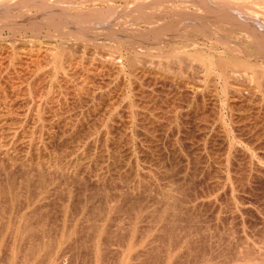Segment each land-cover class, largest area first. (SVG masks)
<instances>
[{
	"label": "rangeland",
	"instance_id": "obj_1",
	"mask_svg": "<svg viewBox=\"0 0 264 264\" xmlns=\"http://www.w3.org/2000/svg\"><path fill=\"white\" fill-rule=\"evenodd\" d=\"M190 1L184 5L174 1L178 14L185 7L190 10L186 16L194 15L189 17L191 20L187 17L181 22L188 19L198 26L208 22L215 24L211 26L215 27L211 37H206L201 30L189 32L185 29L187 25L183 27L184 31L175 25L168 27V34L166 27L162 32L158 31V35L157 32L155 34L148 21L170 22V16L173 17L172 9L168 7L172 3L170 0L160 2L164 6L158 10H151L150 5L145 4V11L140 12L133 13L134 7L100 12L104 15L99 16L101 21L89 16L81 19L75 15L76 11L67 6L60 5L71 16L61 12L59 5V8L54 6L58 10L52 6L55 12L51 8L46 9V0H37V5L35 0H27L38 9L29 10L27 20L24 18L19 24L17 7L13 2L0 4V194L4 195H0V208L5 210L0 209V225L10 222L15 226L24 214L33 210L37 201L33 203L32 200L41 192V183L47 191V200L42 211H35L39 214L43 212L41 215L53 229L60 227L63 221H67L65 223L69 228L72 219L73 222L80 219L84 212L88 215L78 219L79 223L75 220L74 224L79 226L82 221V226H87L89 221L92 222L91 218L96 217L94 213L101 205L104 209L110 200L112 202L108 204L113 205L111 208L120 205L117 208L120 211L115 209L116 212L112 211L109 218L106 208L110 207L103 210L106 213L101 207V213L96 214L99 217L95 220L98 224H106L109 230L119 225L124 232L129 223L126 221L134 216L130 211L133 205L140 202L139 207H143L139 209L135 206L134 210L137 208L138 214H143L146 206L157 202L165 190L176 196L178 189L183 187L186 192L199 186L206 189L215 180L219 181L216 176L221 177L219 185L222 182L216 194L223 197L227 157L233 155L236 161L245 143L250 139L258 141L264 136L261 135L264 134V93L259 87L260 82L264 83V56H258L255 46L247 44L244 38L245 32L253 31L254 27L258 32L262 29L263 33L259 34H264V2L257 1L256 13L241 15L249 25L247 30L234 28L231 33H225L220 32L223 18L240 17L238 7L235 10L220 0ZM24 3L22 1V7ZM117 4L122 7L124 3ZM98 7L103 10L102 5ZM59 11L66 16V21H63ZM239 11L244 13L241 9ZM4 14H8L9 19L3 17ZM144 15L151 16V19L147 18L140 30L129 25L137 16ZM47 18L59 24V28L55 29V25L46 21ZM101 24H104L103 27ZM220 56L247 65L235 69V78L230 79L232 92L229 89L231 93L228 91L227 96L221 91L222 66L216 63ZM210 65L214 74L208 73ZM234 90L239 98L234 96ZM248 144L245 149H252V144ZM39 178L45 182L39 181ZM10 193L11 196L20 194V199L13 206L8 201ZM102 195H108V201ZM30 196L34 197L31 199ZM66 197L72 202L67 204ZM78 201L90 205L92 212L93 206L101 204L99 208L95 207L97 210L94 209V217H91L90 209L86 213L85 207H80L83 204ZM90 202H94L93 206ZM61 205H68L63 207L65 209L70 206L69 215L66 214L68 209L65 211ZM61 209L65 212L62 213ZM78 209L83 215L78 213ZM104 214L110 221L100 216ZM73 239L63 245L62 248L66 247L65 254L56 264H116L115 246L112 245V250L111 243L104 242L99 246L100 249L105 248L104 245L110 248L100 250L101 254L92 243L86 242L90 250L84 247V243ZM71 243L82 247L77 248L78 245ZM43 262L47 264L45 260Z\"/></svg>",
	"mask_w": 264,
	"mask_h": 264
},
{
	"label": "bare ground",
	"instance_id": "obj_2",
	"mask_svg": "<svg viewBox=\"0 0 264 264\" xmlns=\"http://www.w3.org/2000/svg\"><path fill=\"white\" fill-rule=\"evenodd\" d=\"M22 1H25V3H24L25 6L23 4V7H22ZM26 1L27 0H0V4H2L3 2H7L9 4L10 3L12 4V2H13V5H15L17 7V11H16L17 17L16 18H18L17 22L19 24V21L21 23L22 19L25 20L24 18H26V20H27L26 16H28L27 15L28 13L30 14L29 10L31 11L33 9H36V10L38 9V7H35V6L32 7L31 3L33 1L32 2H26ZM36 1L37 0H35V2ZM164 1L165 0H46L45 4H47V5H45V8L46 9L51 8L50 10H53V8L56 9V7H58L57 5H59L60 8H61L60 5H62V7L67 6L68 8L70 7L72 10L76 11L77 14L79 13V15H77L74 12V14L76 16H78L82 19V18H86L87 16H89L90 18L91 17L99 18V16L102 17V15H103V14H101L102 12L105 13V12H109V11H121L123 9L129 10V9H131V7L135 8L133 10V13L145 11V7H144L145 4H149L150 8L149 7L148 8L151 10L152 9L158 10V8H160L161 6H164L163 4L162 5L160 4V2H164ZM170 1H172V3H170L168 5V7H169V9H172V14H173V17L170 16L171 17L170 22L163 24V23H158V22H152V20L148 21L150 24L151 30H153V32L155 34L157 32V35H158V33L162 32L166 28L167 29L165 32L167 33V31L170 30V29H168V27L171 26V28H173V27H175V25H177L176 28L180 29V30H182L183 27L185 25H187V28H185V29H187V31H189V32L190 31L196 32V30H198V31L201 30L204 33V35L208 38L212 36V33L214 34V32H215L214 28L215 27L213 28L211 26H213L215 24L210 25V22L207 23L205 21L207 23V25L205 24L204 26L203 25L198 26L195 22L189 21L192 19V18L191 19L189 18L192 15L189 17L186 16V15H188V12L190 13V10L188 11L185 7H183L181 12L178 14V10L175 9V7H174V1L179 2V0H170ZM220 1H222L225 5L229 4V7H231V8L232 7H234V9H235V7L239 8L237 12H239L240 17L237 16L236 18H234L236 16L234 14L235 15L234 17H226L225 16V18H223L222 27H220V28H222V30L220 29V32H225V33H231L234 28L238 29V30L239 29L245 30L246 28H248L249 25H247L245 20H243L242 14L248 15V14L256 13L257 12L256 7L259 5L257 2L259 0H220ZM260 1L264 2V0H260ZM119 2H121L122 4L124 3L123 6L121 5L122 7H120L117 4ZM41 3L43 4L42 1H41ZM52 3L53 4L55 3L56 5L55 4L53 5ZM179 3L184 5L185 3H187V4L191 3V1L190 0H187V1L183 0ZM37 4L38 3L36 2V5ZM29 5H31V7ZM99 5L103 6L104 11L101 9H100L101 11L99 9H97V7ZM52 6H53V8H52ZM54 6H56V7H54ZM91 6H92V8H90ZM6 7H8V5ZM63 9L62 10L59 9V10L61 12H63L65 10V9L64 10ZM240 9L244 13L240 14V11H239ZM56 10H58V9H56ZM235 10H237V8ZM66 11H64V13H66L65 15L68 14ZM195 11H193V13H195ZM61 12H60V14H62ZM85 12L89 13V15H82L83 13L86 14ZM69 13H72V12L70 11ZM98 13H99V15H98ZM217 13H219V12H217ZM57 14H59V13L57 12ZM191 14H192V12H191ZM226 14H228V12ZM55 15H54V17H56ZM63 15L64 14H62L61 16H63ZM196 15L197 14H195V16ZM8 16H9L8 14L3 15V17H5L6 19L8 18ZM68 16H71V15L68 14ZM248 16H250V15H248ZM64 17H66V16H63V21H66V18L64 20ZM150 17L151 16L145 17V15L141 16V17L137 16L130 24L129 23L128 24L136 26L137 28L135 27V30L136 29L138 30L141 27V25L148 20L147 18H150ZM187 17L189 18V20L187 19L188 21L187 20L185 22L183 21L184 23L181 22V20H183L184 18H187ZM219 17H221V16H217L216 18H219ZM100 18H99V20H100ZM216 18L214 17L213 19L217 20ZM69 19H70V17H69ZM71 19L74 20L73 18H71ZM221 19H222V17H221ZM221 19H220V22H221ZM3 20H4V18H3ZM47 20L50 21V22L48 21L49 23L53 24L52 26L55 25L54 26L55 29L59 28V24H57L55 21H53L49 18H47L46 21ZM55 20H57V17ZM59 20H60V18H59ZM99 20H97V21H99ZM69 21L71 22V20H69ZM75 21H77V20H75ZM179 21L181 22L180 24H178ZM203 21H204V17H203ZM79 22H81V21H79ZM79 22H77V23L79 24ZM65 23H67V22H65ZM85 23H86V21H85ZM213 23H215V22H213ZM90 24L95 25L94 22L93 23L91 22ZM201 24H203V23H201ZM47 25H48V23H47ZM102 25H104V24H101V26ZM189 25H193V26H191L189 28L188 27ZM67 26H68V24H67ZM12 27H18V26L13 25ZM87 27H89V26H87ZM18 30H19V28H18ZM216 30H218V29H216ZM261 30L262 29H260V31L258 32L257 28L254 27L253 31H248V33L245 32V35H244V38H245L247 44H249L250 46H255L256 51L258 52L257 53L258 56L260 54L261 55L263 54L262 56H264V38H263L264 34L262 35L263 31H261ZM158 31H160V32H158ZM183 31H184V29H183ZM56 32H58V31L56 30ZM71 32H74V31H71ZM97 32H99V31H97ZM104 32H106V30ZM177 32H178V30H177ZM260 32H262V33L259 34ZM84 33H85V31H84ZM84 33L82 34L83 36H84ZM140 33H143V32H140ZM173 33H175V32L173 31ZM78 35H81V34H78ZM110 35H111V33H110ZM161 35H162V33H161ZM161 35H159V36H161ZM260 35H262V38L260 37ZM104 36L105 35H103V37ZM164 36H165V34H164ZM213 36H215V35H213ZM78 37H82V36H78ZM84 37H86V36H84ZM156 38L159 39V37H156ZM138 40H140V39H138ZM216 41H220V40L217 39ZM216 63L220 64L222 66L221 91L225 96H227V94H229V92H230L229 89L231 87H233V86H231L232 83H230V79H233V77L235 78V75H233V73L235 72V69L243 68V67H246L247 65L242 64V63H238L234 59L227 60V59L223 58V56H220L218 58V60L216 61ZM130 64H131V62H130ZM132 66H133V62H132ZM208 73H211V74L215 73L214 68H211V65L208 68ZM237 78L238 77H236V79ZM238 80L239 79H237V81ZM259 87L262 89V94H263L264 93L263 92L264 91V83L260 82ZM231 92H232V90H231ZM234 92H235V90H234ZM236 95H237V93H236ZM236 95H234V96L239 98V96H238L239 94L237 96ZM228 97L230 98L229 95H228ZM240 98H241V96H240ZM261 135H264V134H261ZM263 137H261V139L258 141H257V139H256V141H252L251 139H250V142L247 141L248 143L252 144L251 145L252 149L251 148L245 149L246 148L245 145H249L248 143L247 144L245 143V145H244L245 148L242 151H240L241 153L239 155V159H237L238 161L237 160L235 161V159L233 158L234 157L233 155H232V157L231 156L227 157L226 173L224 174L225 177L223 176L226 179V184H225L226 189H225V192L223 193L224 195L222 194L223 197L220 196L219 194H216V192L218 193V191H217L218 187L222 184V182H221V184L219 185V181L221 179V177H219V176H216L217 178H220L219 181L215 180L216 182L215 181L212 182L213 185L207 187L206 189L199 186V187H196L193 191L191 190L190 192L189 191L186 192L183 189L184 188L183 187L182 189H178L179 192H178V195H176V196L175 195L173 196V194L171 195L169 192H165L166 190L165 191L163 190L164 192L162 191L163 193H162L161 197L159 196L160 199H159V197H157L159 199L158 201L156 200L157 202H152L151 204L149 203V205L146 206L145 210L144 211L142 210L143 214H141V213L138 214L139 210H137V208L141 209L143 207V206L141 208L139 207V206H141V205H139L140 202H139V204L137 203L138 205L135 203L136 204L135 206H138L135 210H134L135 206L134 205H133L134 207L132 206V208H133L132 210L138 211V212L136 213V212L130 210L131 212L134 213V216L130 215L131 219L129 218V221H126L127 223L128 222L129 223L127 226L125 224V226L127 228L124 232H121L122 229H119V227H118L119 225L117 226L118 228L115 227V228H117L116 230H115V228H111V227L109 230L108 226L106 224H102L101 222H99V224H98V221L95 220V218L97 216L99 217V215H96V214H98L99 210L102 207V205H101V207L99 208L100 204L102 203V200H100L101 203L98 202V203H100L99 206L96 205L99 208V210H97V208H95L96 206L95 207L93 206L94 202H93V204L90 202L91 206H93L92 208H94L95 211L97 210L96 213H94V209H93V212L91 211L92 209L89 208L90 205L87 206V205H85L86 203L83 204L84 202L82 203V201L81 202L78 201V202L83 204V205L80 204V207H82V208L85 207V209L87 207V210L84 209V211H86V213H88L87 211H89V209H90V211L92 212L90 214V216L93 215V213L96 216V217H94V215L91 216V217H94V219L91 218L92 222L89 221L90 223L88 222L87 226H85L84 224H83L84 226H82V223H84L82 221H80L81 224L79 226L77 223L74 224L79 219L78 218L77 220L74 219V222L72 219L71 222L73 223V225L71 223L70 224L71 226L70 227L68 226L69 228H67V226H66L67 221H63V220H62L63 222L60 225V227L58 226L59 229L54 228V229H56V230H54L53 228H50L49 227L50 224L48 225V223H47L48 221H47V219H45V216L41 215L43 212L42 213L40 212V214H39V213H36V211H35L37 209H38L37 212L40 209L42 211V207H45L44 205L46 204V203L44 204V202L47 200V198L45 196L47 191L45 192L44 185H42V183H41V182H45V181H41L42 178L41 179L39 178V181H41V182H38V183H41L40 184V191L41 192L38 195H36L35 198H33L34 196H30L31 199L33 198V200H32V201H34L33 203H35V200L37 201L36 205L34 207H32L33 210L30 208V210H32V211L29 210L30 211V212L28 211L29 213L24 214L22 219L20 221L18 220L19 221L18 224L16 225V223H15V226H12L10 224V222H7V223L0 225V264H43L44 260L47 262V264H56V261L57 260L60 261V259H61L60 257L64 256L63 253H64V250H66V247L64 246L65 248H62L63 245L67 241H69L70 239H73V238H74L73 239L74 241L79 240V242H81L80 244L84 243L85 248L89 247V246H87L88 243L89 244L92 243L91 245L93 247H97L99 249V251L100 250L103 251L104 249L107 248L104 245L105 248L100 249L99 246L102 243H104V242L105 243H111V245L109 244V246L113 247V248H111L112 250L114 249V246H115V250H113V251H114V254H115L116 260H117V261H115L116 264L117 263L118 264H264V138ZM253 139L255 140V138H253ZM248 147H250V146H248ZM213 176H215V175H213ZM210 179H211V177H210ZM211 180H213V179H211ZM222 180L224 181V179H222ZM29 182H30V180H29ZM7 185H6V187H7ZM220 187H222V186H220ZM13 188H15V187H13ZM27 189H29V188H27ZM60 189H62V188H60ZM186 190H187V188H186ZM31 192H32V190H31ZM37 192H39V189ZM28 193H29V191H28ZM68 194L71 195L70 193H68ZM74 194H75V191H74ZM102 194H104V193H102ZM149 194H150V192H149ZM19 195L15 194V195L11 196V193H10L11 197H9L7 195V198L9 197L8 201H9L11 206L16 204L17 200L20 199V198L18 199ZM69 195H66V196L69 197ZM1 196H4V195H1ZM22 196H24V195H22ZM103 196L104 195H102V197ZM27 197H26V199H27ZM68 197H66V198L68 199ZM105 197H106V195H105ZM105 197H103L104 200H105ZM30 198H28L29 201H31ZM66 198H64V199H66ZM22 199H24V198H22ZM69 199L67 200V202L65 201L67 204L69 201H71ZM106 199L107 200H105V201H108V199H109L108 195H107ZM120 199H119V201H120ZM127 199H129V198H127ZM29 201H27V202H29ZM93 201H95V200H93ZM105 201H103V204L105 203V205H106ZM117 201H118V199H117ZM138 201H139V199H138ZM48 202H49V200H48ZM52 202H54V201H52ZM108 202H107V205L110 208L107 209L106 207H108V206H104V205L103 206L106 208V210H108L107 214L109 215V218H111L110 216H112V214L110 215V213L112 211H114L115 209L119 208L120 205L119 206L114 205V207L111 208V206H113V205L108 204ZM111 202H109V203H111ZM135 202H137V201H135ZM114 203L120 204V202H118V203L114 202ZM62 204H65V203L62 202ZM18 205H19V203H18ZM130 205H132V204H130ZM65 206L66 205H64L63 207H65ZM53 207H55V206H53ZM61 207H62V205H61ZM69 207L66 209L63 208V209H65V211L68 209L66 212L67 215H69V213H68L70 211ZM77 207H79V206H77ZM3 208H0V209H3ZM105 208L103 209V207H102V211L103 210L105 211ZM63 209H61V210H63ZM79 209H78V213L81 210V209L80 210ZM65 211L63 210L62 213H64ZM118 211H120V210H118ZM44 212H46V211H44ZM115 212L116 211H114L113 213H115ZM127 212H128V210H127ZM0 213H2V212L0 211ZM10 213H11V211H10ZM82 213L83 212L81 211L80 214H82ZM99 213H101V212H99ZM104 213H106V212H104ZM80 214H79V216H80ZM83 214L88 215V214H85V212ZM63 215L65 216V214H63ZM76 215H75V217H76ZM84 215L80 216L79 220H81V218L84 217ZM13 216H12V218H13ZM100 216L105 217V214H104V216L103 215H100ZM67 217H66V219H67ZM105 218L107 220V215ZM15 219H17V218H15ZM97 219H99V218H97ZM60 220H61V218H60ZM82 220H84V219H82ZM93 220H95L97 223ZM108 220L110 221V219H108ZM68 221H69V218H68ZM86 221H88V220H86ZM111 221L113 222L114 220L111 219ZM118 221H120V220H118ZM3 222H5V221H3ZM116 223H118V222H116ZM119 223H121V222H119ZM68 224H69V222H68ZM80 226H82V227H80ZM54 227H57V225ZM111 229H112V231H111ZM113 229H114V231H113ZM86 242H88V243L86 244ZM71 244H74V243H71ZM75 245H78V244H74L73 246H75ZM79 245L77 248L82 247ZM112 245H114V246H112ZM73 246H72V248H73ZM109 246L106 250L110 249ZM72 248H70V249H72ZM97 248H95L96 249L95 251H98ZM67 249H68V247H67ZM74 249H76V247H74ZM89 249H90V247H89ZM73 250H71V251H73ZM78 250L79 249H77V251ZM101 251H100V253H101ZM94 257H95V255H94ZM99 257H100V255H99ZM85 260H87V259H85ZM114 260H115V257H114Z\"/></svg>",
	"mask_w": 264,
	"mask_h": 264
}]
</instances>
